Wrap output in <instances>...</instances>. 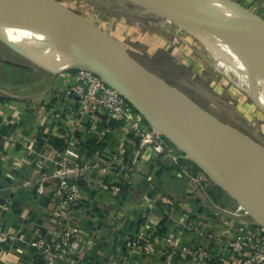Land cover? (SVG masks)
<instances>
[{"label":"crops","instance_id":"1","mask_svg":"<svg viewBox=\"0 0 264 264\" xmlns=\"http://www.w3.org/2000/svg\"><path fill=\"white\" fill-rule=\"evenodd\" d=\"M234 1L253 12L260 3L264 8V0ZM51 73L48 86L36 84L24 93L0 87V228L11 236L0 244V264H51L31 243L53 225L54 158L71 142L75 161L86 166L85 214L75 258L57 264H166L162 238L172 231L184 244L207 246L217 264H248L222 248L239 235L249 247L264 249V226L235 204L221 206L231 204L228 196L220 201L211 195L205 173L168 140L172 155L158 158L150 148L140 149L136 136L118 122L103 118L93 125L84 115L75 123L70 73ZM112 184L123 185L122 192L114 193ZM150 221L159 239L151 256L133 245Z\"/></svg>","mask_w":264,"mask_h":264},{"label":"water","instance_id":"2","mask_svg":"<svg viewBox=\"0 0 264 264\" xmlns=\"http://www.w3.org/2000/svg\"><path fill=\"white\" fill-rule=\"evenodd\" d=\"M208 5L205 0H196ZM0 8L28 18L57 38L56 54L68 64L59 72L86 69L117 89L144 119L264 226L246 194L264 203V147L200 107L166 80L122 55L68 17L54 0H0ZM263 18V17H262ZM202 23L196 22V28ZM244 53L264 61L245 39L208 26Z\"/></svg>","mask_w":264,"mask_h":264},{"label":"rangeland","instance_id":"3","mask_svg":"<svg viewBox=\"0 0 264 264\" xmlns=\"http://www.w3.org/2000/svg\"><path fill=\"white\" fill-rule=\"evenodd\" d=\"M230 1L264 21L262 3L259 2L256 12H253L234 0ZM54 2L92 36L160 76L216 118L264 147V112L198 46L202 41V43L210 41L201 31L221 40L220 35L207 28L213 25L204 17L178 6V16L189 25L187 32L178 33L174 29L167 30L163 26L162 17L151 15L148 10H143L126 0H54ZM197 21L202 24L196 28ZM39 57L45 59L42 55L35 57L22 55L0 36V87L24 93L37 85L48 86L52 73L37 63ZM205 178L210 182L208 190L211 195L218 196L220 201L225 195L231 200V204L222 202L221 206L235 204L238 211L245 212L253 220H257L248 209L208 175L205 174Z\"/></svg>","mask_w":264,"mask_h":264},{"label":"built area","instance_id":"4","mask_svg":"<svg viewBox=\"0 0 264 264\" xmlns=\"http://www.w3.org/2000/svg\"><path fill=\"white\" fill-rule=\"evenodd\" d=\"M68 72L71 79L68 95L78 103V112L73 117L75 123L80 122L84 115L90 117L93 125L103 118L118 122L136 136L140 149L150 148L158 158L172 155L173 148L169 146L167 139L152 127L117 89L89 70L76 69ZM72 145L71 142L64 152L54 158L53 176L58 202L53 225L47 235L31 243L50 257L51 264H57L59 259L72 261L75 258L79 227L85 214L81 179L86 166H81L75 161L78 153L72 149ZM1 154L0 151V157ZM172 158L176 160L177 156L173 155ZM111 190L120 194L123 185L112 184ZM157 229L154 221L148 222L133 245L138 246L147 255L156 254L159 239L154 237L157 235ZM162 240L165 244L162 251L166 264H217L207 246L184 244L177 231L165 234ZM10 241L11 236L0 228V244ZM222 248L229 249L248 264H264V249L258 245L249 247L241 235L223 242Z\"/></svg>","mask_w":264,"mask_h":264},{"label":"bare ground","instance_id":"5","mask_svg":"<svg viewBox=\"0 0 264 264\" xmlns=\"http://www.w3.org/2000/svg\"><path fill=\"white\" fill-rule=\"evenodd\" d=\"M126 1L143 10H148L151 15L162 17L163 26L167 30L174 29L178 33L187 32L189 25L178 16L177 8L178 6L186 8L201 15L213 26L220 27L224 33L231 32L239 35L264 56V21L230 0H205L208 5H202L196 0ZM201 32L210 39L208 43L205 41V43H202L203 41L198 43L201 51L211 58L221 71L228 74L264 112V61L254 59L221 36L220 40L211 34ZM0 36L22 55L44 56L45 59L36 58L37 63L51 71L59 72L68 64L56 54L59 47L57 38L34 26L26 16L20 13L0 8ZM246 198L253 212L264 221V203L247 194Z\"/></svg>","mask_w":264,"mask_h":264},{"label":"trees","instance_id":"6","mask_svg":"<svg viewBox=\"0 0 264 264\" xmlns=\"http://www.w3.org/2000/svg\"><path fill=\"white\" fill-rule=\"evenodd\" d=\"M172 146H174V145H172ZM174 148H175V146H174ZM197 169L199 170V167L197 166Z\"/></svg>","mask_w":264,"mask_h":264}]
</instances>
